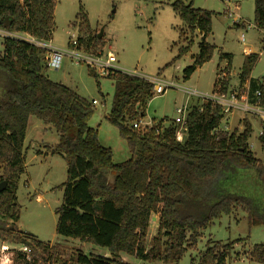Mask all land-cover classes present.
Returning <instances> with one entry per match:
<instances>
[{"label":"trees","instance_id":"trees-1","mask_svg":"<svg viewBox=\"0 0 264 264\" xmlns=\"http://www.w3.org/2000/svg\"><path fill=\"white\" fill-rule=\"evenodd\" d=\"M56 5L57 0H0V29L50 42L56 27ZM172 6L191 34L190 43L180 47L178 57L190 50L196 32L201 36L199 51L184 70L188 79L213 56L216 45L208 37L215 12L196 8L192 1L186 4L175 0ZM254 23L264 30V0H255ZM73 26L78 30L79 48L93 55L102 51L105 42L91 28L83 6ZM180 35L187 39L186 30L182 29ZM2 45L0 183H7L0 192L3 219L13 223L20 219L17 193L26 168L24 144L34 117L56 130L59 140L51 150L63 154L67 164V179L61 185L62 204L56 212V233L107 248L111 254L78 253L72 258L73 264H129L122 255L178 263L215 219L231 215L238 208L249 214L251 225L264 226V213L252 198L223 188L238 169H253L264 188V163L250 150L253 126L248 119L243 120L241 132L220 130L224 118L221 107L205 102L202 110L196 105L189 112L182 141L177 140L175 123L164 129L161 125L136 129L133 124L145 116L147 102L154 97V84L132 74H109L115 91L107 119L118 128L131 154L116 163L112 150L100 143L97 130L89 126L93 103L45 74L48 51L15 37H5ZM232 58V54L221 53L217 68L225 60L226 76L222 80L217 77L213 92L229 91ZM257 59V54L246 56L240 87L249 79L250 94L260 91L259 106L264 109V83L250 78ZM90 74L97 77L92 69ZM261 126L259 142L264 150V121ZM151 224L156 234L149 239ZM0 239L10 240L4 227H0ZM11 241L27 245L31 258L13 249L10 263L4 264H53L57 255L54 246L31 235ZM235 243L209 240L199 264H227ZM249 258L264 264V244L254 245Z\"/></svg>","mask_w":264,"mask_h":264},{"label":"rangeland","instance_id":"rangeland-1","mask_svg":"<svg viewBox=\"0 0 264 264\" xmlns=\"http://www.w3.org/2000/svg\"><path fill=\"white\" fill-rule=\"evenodd\" d=\"M174 1L57 0L56 27L50 42L60 50L73 48L69 44L70 39L72 36L78 37V30L73 26V22L80 6H83L94 32L99 34L102 31L100 39L105 42L101 51L103 57L111 51L117 57L116 65L123 70L175 84L163 94L154 93V97L147 102L145 116L141 118L143 123L161 125L164 129L178 117V107L187 104L190 108L205 103L204 97L192 96L189 91L193 89L205 94L213 92L214 83L220 73L217 67L221 53H229L233 57L230 68L231 89L240 85V73L246 56L249 55L245 51L248 48L251 50L250 54L258 55L250 76L255 79L264 77V30L258 29L254 23L255 0H183L186 4L192 1L196 8L215 12L212 33L208 37V41L216 45L213 56L188 79L185 78L184 70L193 63V57L199 51L198 42L201 36L196 32L190 50L178 57L180 47L190 43L191 34L174 10ZM228 8L233 15L229 16ZM236 22L243 25L238 26ZM182 29L186 30L187 39L180 35ZM4 37L0 32V53L3 51ZM77 52L88 54L82 48ZM225 63V60L221 61L220 66L223 68ZM90 69L95 71L97 77L90 74ZM45 74L53 81L73 89L91 103L96 100L97 103H93L94 115L89 121V126L97 130L100 143L112 150L114 162H123L131 157L126 140L120 136L118 128L107 119L115 91L111 78L99 74L86 61H77L70 55L63 58L59 68L50 66ZM244 119H248L253 126L249 139L250 150L264 163V150L259 142L263 121L260 115L235 111L223 118L220 130L241 132L244 129ZM58 140V134L52 126L31 118L24 144L26 168L21 175L17 193L21 205L20 219L13 223L0 216V227L8 230L10 239H0V264L10 263V251L21 245L11 240L24 235L34 236L54 246L57 255L53 264H73L72 258L78 253L111 257L107 248L56 233V212L63 197L61 185L67 179V164L63 154L51 150ZM113 174L111 173V178ZM223 188L228 192H237L252 198L259 211L264 213V188L253 169L235 170L223 183ZM155 234L154 224H151L149 239ZM209 240L222 244L236 242L230 250L227 264H262L252 261L249 253L254 245L264 244V226L251 225L249 214L241 208L231 215L215 219L202 231L197 244L189 248L178 263L148 262L128 255H122V260L129 264H199ZM4 249L9 250L2 253L1 250Z\"/></svg>","mask_w":264,"mask_h":264},{"label":"built area","instance_id":"built-area-1","mask_svg":"<svg viewBox=\"0 0 264 264\" xmlns=\"http://www.w3.org/2000/svg\"><path fill=\"white\" fill-rule=\"evenodd\" d=\"M2 34L5 37H15L19 39H23L26 41H29L31 43H34L35 45L45 48L48 53H47V65L48 68L54 67V68H59L63 58L66 55H70L71 57L75 58L77 61L84 60L86 61L91 67H93L95 70L99 72L101 75H109V74H114L117 72H122V73H127V74H132L136 75L139 77H143L150 81L151 83L154 84V93L156 94H163L167 91V88L175 86L173 83H168L166 81H162L159 79H154V78H148L145 76H140L137 75L134 71H128V70H123L119 66H117V57L116 55L109 51L106 55V57H103L101 55V51L98 52L97 55L93 54H84V53H78L77 50L79 49V44H78V39L77 37L74 38L73 36L70 39V44L72 45L71 50H60L55 48L51 42H45V41H39L36 40L34 37L26 34L24 36L17 35L15 33L8 32L6 30L2 31ZM244 39V36H243ZM246 53L250 54L251 50L248 48L245 50ZM80 52V51H79ZM226 66L223 68H220V73L218 75V78L222 80L226 76ZM261 83H264V77L259 78ZM247 83V82H246ZM244 84L243 87L234 88V89H229L227 93H215L212 92L210 94H205L202 92H199L197 90L190 89L189 94L192 96H196L198 98L204 97L206 100L205 102H211L213 104L219 105L222 109V113L224 117L226 118L227 116H230L233 114L235 111L239 112H251L260 115L263 118L264 121V109H262L259 106V99H260V91L257 90L254 92L253 96L250 94V82L248 81L247 84ZM93 103H97L96 100H93ZM201 106V110L203 109V105H198ZM192 107L188 108L187 104L183 107H178L177 108V113L178 117H176L174 123L178 125V130H177V140L182 141L183 140V135H184V129H185V124L187 121V116L189 112L191 111ZM223 121V119H222ZM222 123V122H221ZM154 125L152 123H143L141 120L138 122H135L133 124V127L136 129L139 128H152ZM158 131V129H157ZM20 252H23L26 254V259L31 258V253L30 249L27 245L22 244L17 248H14ZM9 249H4L1 250L2 253H5Z\"/></svg>","mask_w":264,"mask_h":264},{"label":"crops","instance_id":"crops-1","mask_svg":"<svg viewBox=\"0 0 264 264\" xmlns=\"http://www.w3.org/2000/svg\"><path fill=\"white\" fill-rule=\"evenodd\" d=\"M229 12H228V14H229V16H231V15H233L234 13H232V12H230V9L228 8L227 9ZM236 24L238 25V26H240V25H243V24H241V23H239V22H236ZM15 34H17V35H21V36H24V35H26L25 33H15ZM5 38V37H4ZM3 43V42H2ZM247 54V53H246ZM226 62V61H225ZM221 65V64H220ZM227 65V62L225 63V65L224 66H226ZM141 76V75H140ZM250 78H253V77H251L250 76ZM248 81H249V79L247 80V83H248ZM246 83V84H247Z\"/></svg>","mask_w":264,"mask_h":264},{"label":"water","instance_id":"water-1","mask_svg":"<svg viewBox=\"0 0 264 264\" xmlns=\"http://www.w3.org/2000/svg\"><path fill=\"white\" fill-rule=\"evenodd\" d=\"M98 37L99 38H101L102 37V31H100V33L98 34ZM6 181H2L1 183H0V192H2L3 190H5V188H6Z\"/></svg>","mask_w":264,"mask_h":264}]
</instances>
